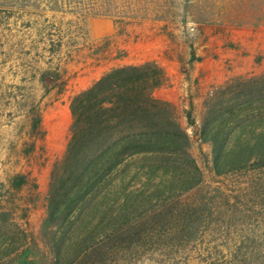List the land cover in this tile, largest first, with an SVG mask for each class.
<instances>
[{
    "label": "rangeland",
    "instance_id": "1",
    "mask_svg": "<svg viewBox=\"0 0 264 264\" xmlns=\"http://www.w3.org/2000/svg\"><path fill=\"white\" fill-rule=\"evenodd\" d=\"M261 9L264 0H0V243L18 246L21 229L38 236L71 99L111 69L155 63L166 80L153 96L173 105L196 163L198 186L173 206L179 220L193 212L196 233L160 231L156 262L132 264H264V159L226 161L253 130L264 134V22L236 20ZM35 107L46 136L28 153ZM207 139L225 146L220 162Z\"/></svg>",
    "mask_w": 264,
    "mask_h": 264
},
{
    "label": "trees",
    "instance_id": "2",
    "mask_svg": "<svg viewBox=\"0 0 264 264\" xmlns=\"http://www.w3.org/2000/svg\"><path fill=\"white\" fill-rule=\"evenodd\" d=\"M236 20L257 24L264 22V14L261 9ZM165 80L155 63L115 68L71 99L70 138L51 172L38 236L21 229L25 237L15 247L6 237L0 264H123L127 257L129 264L155 263L165 238L160 231L180 233L186 227L196 233L188 213L179 220L173 207L199 183L190 176L196 163L173 105L153 96ZM257 119L264 123V116ZM30 134L28 153L45 141L38 107L32 111ZM247 138L246 150L224 159L232 168L264 159V134L253 130ZM212 140L217 163L225 146L217 149ZM25 184L21 176L13 187ZM145 247L153 251L150 258L140 257Z\"/></svg>",
    "mask_w": 264,
    "mask_h": 264
}]
</instances>
